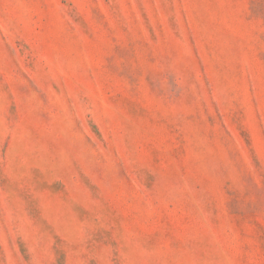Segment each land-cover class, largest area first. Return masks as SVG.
Listing matches in <instances>:
<instances>
[{"label":"rangeland","instance_id":"374dc122","mask_svg":"<svg viewBox=\"0 0 264 264\" xmlns=\"http://www.w3.org/2000/svg\"><path fill=\"white\" fill-rule=\"evenodd\" d=\"M0 264H264V0H0Z\"/></svg>","mask_w":264,"mask_h":264}]
</instances>
